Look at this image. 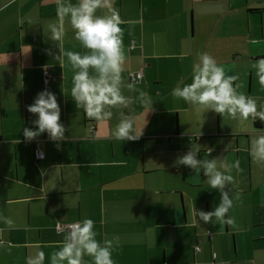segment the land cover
Returning a JSON list of instances; mask_svg holds the SVG:
<instances>
[{
	"label": "crops",
	"instance_id": "0c3cea01",
	"mask_svg": "<svg viewBox=\"0 0 264 264\" xmlns=\"http://www.w3.org/2000/svg\"><path fill=\"white\" fill-rule=\"evenodd\" d=\"M109 2L123 21L121 94L131 102L107 109L111 119L98 122L71 97L74 71L65 53L89 50L75 39L70 17L63 39H50V25L58 24V0H0V264H27L40 251L44 264H51V254L68 234L66 227L58 232L54 222L85 218L95 222L101 245L113 242L115 264H210L212 251L214 264H264V162L251 155L253 142L264 135V122L234 126L226 114L198 110L172 95L174 88L192 82L193 65L207 52L226 76L239 77L237 90L244 87L257 110H264V87L256 73L249 69L244 84L239 72L242 60L264 58V0ZM95 14L108 16L111 10L98 8ZM42 65L52 73L46 89L57 97L68 137L59 147L46 132L32 142L23 136L24 128L36 130L38 116L27 106L41 92ZM136 71L142 78L129 88ZM141 92L154 101L153 110L141 102ZM127 117L143 129L141 138L113 139ZM193 143L198 159L216 158L218 169L234 178L228 186L233 208L227 213L233 226L215 217L201 221L199 203L187 190L198 186L211 193L207 177L173 166ZM36 148L42 157L35 156ZM237 160L239 170L228 173L224 166ZM202 198L205 212L220 202L219 197L209 206ZM84 264H94L93 259L86 255Z\"/></svg>",
	"mask_w": 264,
	"mask_h": 264
},
{
	"label": "clouds",
	"instance_id": "9594fccd",
	"mask_svg": "<svg viewBox=\"0 0 264 264\" xmlns=\"http://www.w3.org/2000/svg\"><path fill=\"white\" fill-rule=\"evenodd\" d=\"M107 7L111 15L97 16L98 8ZM58 24L50 25L52 41H61L64 36V21L70 17V23L75 30V39L80 41L83 47L89 50L85 54L68 51L65 55L74 71L72 78L73 87L71 97L76 107H82L89 119L104 122L112 117V112L107 109L119 106L127 107L131 102L130 98L121 94V73L126 62L125 49L123 46V23L118 12L111 8L109 0H79L78 5L63 3L58 0L57 6ZM250 44H260L257 39H250ZM49 55H55L49 50ZM58 56H55L57 58ZM61 67L63 66L60 64ZM253 67L256 69V76L261 87H264V58L258 59ZM90 70L96 75L90 74ZM140 74L136 80L141 79ZM239 77L237 75L225 74V69L217 64L215 58L207 52L199 55V62L192 68V82L183 87H176L172 95L183 99L198 107V110L207 112L214 111L223 117L225 114L231 119L247 121L250 118L255 121L257 118L264 122V110H257L256 99L239 93V84H235ZM136 80L128 87L132 88ZM141 102L145 105H152L154 101L145 92L140 93ZM27 111L36 114L38 118L33 121L36 130L23 129L25 141L32 142L47 133L51 141H65L66 128L60 122L61 108L57 97L51 91L45 89L39 93ZM135 118L127 117L120 121L112 136L118 141H137L142 136V130L135 127ZM198 138V136H197ZM20 142V141H19ZM199 148L193 143L190 150L178 156L173 166H186L196 172L197 175L203 171L211 189L220 193V202L213 211L198 210V217L204 223L219 222L221 225L233 226L235 220L227 216L233 208V199L230 198L228 186L233 182V176L218 169L217 159H198ZM211 151L209 152L210 155ZM251 155L256 161L264 162V135L253 142ZM123 165V161L119 162ZM228 173L232 168L239 170V161L232 165L224 166ZM54 211V210H53ZM11 226L13 221L6 219ZM94 221L85 218L67 225L68 234L65 236L62 247L51 254V264H84V257L87 255L93 259L94 264H115L113 253V242L105 241L104 245L96 239ZM57 231L60 226L57 225ZM9 248L12 247L8 242ZM119 246V241H116ZM45 253L38 252L34 257L27 258V264H44Z\"/></svg>",
	"mask_w": 264,
	"mask_h": 264
},
{
	"label": "rangeland",
	"instance_id": "374dc122",
	"mask_svg": "<svg viewBox=\"0 0 264 264\" xmlns=\"http://www.w3.org/2000/svg\"><path fill=\"white\" fill-rule=\"evenodd\" d=\"M256 61H257V59L256 60H254V59H244V60H242L240 62V65H239L240 70H239V72H240V75H241V80L243 81L244 84H245V79L248 76L250 77V70L249 69H251L253 74L256 73V69L253 67V65L255 64ZM249 89H250V80H249ZM238 92L239 93H243L245 95L244 87L241 89V91H238ZM231 120L233 121L234 126H238V124H239V125L245 127V126H248V125H252V123H253V120L251 118L249 120H247V121L240 120L239 118L238 119H231ZM252 140L253 139H251V141ZM197 189H198V186L197 187H193V189L187 190V193L189 195L193 196L198 201V203H199L198 207L201 208V210H203V205H204L203 198H202L203 196H205L206 200H208L209 206H211L212 204L216 206L218 204L217 203V199L220 197V193L217 190L213 189L212 192L210 193L207 189H201V192H200V190H197ZM201 195H202V197H201ZM182 199H183V196H182Z\"/></svg>",
	"mask_w": 264,
	"mask_h": 264
},
{
	"label": "built area",
	"instance_id": "2783aa9c",
	"mask_svg": "<svg viewBox=\"0 0 264 264\" xmlns=\"http://www.w3.org/2000/svg\"><path fill=\"white\" fill-rule=\"evenodd\" d=\"M137 74H140V71H136L135 73L130 74V80H136ZM51 76H52V73L50 72L49 67L46 65H42L41 66V81H42L41 91L46 89V84H47L48 80L51 78ZM34 154L36 157H39V158L43 156V152L37 148L34 150ZM72 223H75V222H65L64 223V222H60V221L56 220L54 222V226L56 229H57V225L60 226V229L62 227H66V229H67V225H70ZM68 231H70V230L67 229V232ZM195 248H198V245H195ZM214 255H215V253H214V251H212L211 252L212 260L210 261V264H214V260H213Z\"/></svg>",
	"mask_w": 264,
	"mask_h": 264
},
{
	"label": "trees",
	"instance_id": "16d2710c",
	"mask_svg": "<svg viewBox=\"0 0 264 264\" xmlns=\"http://www.w3.org/2000/svg\"><path fill=\"white\" fill-rule=\"evenodd\" d=\"M256 125H259L258 123H255Z\"/></svg>",
	"mask_w": 264,
	"mask_h": 264
}]
</instances>
